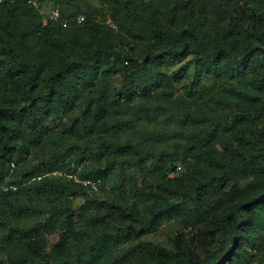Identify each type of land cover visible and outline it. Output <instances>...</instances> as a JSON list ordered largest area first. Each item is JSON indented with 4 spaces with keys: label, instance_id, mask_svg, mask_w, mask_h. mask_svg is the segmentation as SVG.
I'll use <instances>...</instances> for the list:
<instances>
[{
    "label": "trees",
    "instance_id": "16d2710c",
    "mask_svg": "<svg viewBox=\"0 0 264 264\" xmlns=\"http://www.w3.org/2000/svg\"><path fill=\"white\" fill-rule=\"evenodd\" d=\"M97 1L0 5V264H264V0Z\"/></svg>",
    "mask_w": 264,
    "mask_h": 264
},
{
    "label": "rangeland",
    "instance_id": "374dc122",
    "mask_svg": "<svg viewBox=\"0 0 264 264\" xmlns=\"http://www.w3.org/2000/svg\"><path fill=\"white\" fill-rule=\"evenodd\" d=\"M76 3L80 6L81 10L85 13H91L99 22H108V19L99 11L100 3L97 0H75ZM84 16V15H81ZM85 17V16H84ZM192 76V70L189 71V74L183 78L182 82L186 83L190 81ZM111 184L110 182H107ZM79 201H82L81 198H78ZM174 231L172 223L163 225L158 232L149 236L148 241H153L160 245H165L167 243V236Z\"/></svg>",
    "mask_w": 264,
    "mask_h": 264
},
{
    "label": "built area",
    "instance_id": "2783aa9c",
    "mask_svg": "<svg viewBox=\"0 0 264 264\" xmlns=\"http://www.w3.org/2000/svg\"><path fill=\"white\" fill-rule=\"evenodd\" d=\"M13 0H0V5L3 4V3H6V2H12ZM29 3H31L34 7L37 6V2L36 0H28ZM58 10H54L51 15H50V19L53 20V21H56L58 19ZM78 23H81L82 21H84V16H79L78 17ZM14 167V164L12 163L11 164V168ZM77 172L80 171L81 167L80 166H76L75 167ZM56 174V173H54ZM68 177L70 179H72L75 183L77 184H81L82 186H84L88 192H91V193H98L99 191V187L102 186V181L100 179H81L77 173H74L72 175H68Z\"/></svg>",
    "mask_w": 264,
    "mask_h": 264
}]
</instances>
